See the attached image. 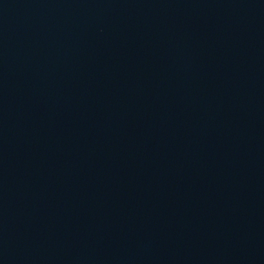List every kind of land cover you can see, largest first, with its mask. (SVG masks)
Masks as SVG:
<instances>
[{"label":"water","instance_id":"obj_1","mask_svg":"<svg viewBox=\"0 0 264 264\" xmlns=\"http://www.w3.org/2000/svg\"><path fill=\"white\" fill-rule=\"evenodd\" d=\"M0 264H264V0H0Z\"/></svg>","mask_w":264,"mask_h":264}]
</instances>
